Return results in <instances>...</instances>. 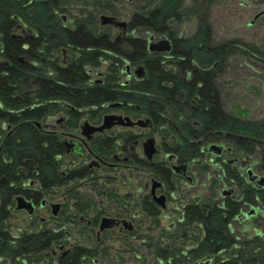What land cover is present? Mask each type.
I'll use <instances>...</instances> for the list:
<instances>
[{
    "label": "trees",
    "instance_id": "16d2710c",
    "mask_svg": "<svg viewBox=\"0 0 264 264\" xmlns=\"http://www.w3.org/2000/svg\"><path fill=\"white\" fill-rule=\"evenodd\" d=\"M113 1L0 0V264H93L106 255V248L89 232L84 242L77 241L56 261L49 255L54 246L68 243L60 229L65 211L52 218L59 224L53 231L42 226L11 233L8 220L17 195L37 204L61 196L63 189L68 201L77 205L89 201L76 188L83 168L69 167L62 174L63 144L35 122L42 127L49 116L64 112L68 127L74 129L81 117L77 110L98 120L102 112L95 117L90 109L119 102L125 111L148 114L156 127L164 124L161 115L167 113L196 119L203 128L239 125L222 106L219 79L231 57L264 62V50L237 38L216 41L208 0H191L187 8L184 0H136L128 33L117 39L110 30L113 26L100 25L98 19L103 12L116 14ZM189 12L196 16L195 30L178 35L175 28ZM66 14L71 17L69 24L62 19ZM148 34L167 37L170 51L150 52ZM124 63L142 66L144 75L122 86ZM103 65L101 83H89L88 71ZM242 128L246 134L264 138L263 120L246 121ZM28 181L34 185L23 186ZM253 196L246 201L253 203ZM87 204L73 209L70 223L85 212ZM237 210L228 202L210 214H188L186 225L196 222L198 230L162 229L155 238L147 237L156 263L264 264V236L254 230L253 235L238 238L229 230ZM149 217L158 224L157 213ZM95 218L97 222L98 215ZM181 235L193 244L161 245Z\"/></svg>",
    "mask_w": 264,
    "mask_h": 264
},
{
    "label": "flooded vegetation",
    "instance_id": "af4514ba",
    "mask_svg": "<svg viewBox=\"0 0 264 264\" xmlns=\"http://www.w3.org/2000/svg\"><path fill=\"white\" fill-rule=\"evenodd\" d=\"M261 12L264 14V10L259 13ZM62 19L65 20L63 17ZM118 29L128 33V25L125 29ZM152 38L154 39L153 35ZM135 66L124 63L121 71L122 86L144 75V68L139 65L135 69ZM94 72L88 71L89 83H101L103 72H95L99 78L93 77ZM221 103L227 114L237 118L238 127L214 128L211 124L203 128L198 120H185L179 113L175 117L168 113L161 115L164 124L156 127L148 114L125 111L119 102L106 103L101 107L102 110L90 109L89 113L92 112L95 117L96 112H102L98 120L97 117L90 119L85 110H77L81 117L74 129L68 127V118L64 112L49 116L40 128L56 136L64 146V154L59 157L64 162L62 174L66 168L82 167L84 175L78 182L89 193H94L91 197L95 202L80 191L89 201H82L78 205L88 203L90 206L70 223L68 215L78 205L73 200L68 201L63 191L61 196L45 199L37 204L23 195H17L34 205L31 214L24 210L28 214L25 230L32 231L46 224L49 218L38 216L37 211L47 208L51 221L54 222V225L47 228L53 231L59 224L52 218L65 211L66 220L60 228L64 229L68 240V248L62 254L64 256L74 246L69 242V230L77 225H81L79 230L84 234L89 232L95 236L96 242L101 246L114 239L117 233L125 234L121 236V240L124 237L133 238L134 233L129 232L137 230L139 213L149 217L154 212L157 213L158 220L161 217L170 220L168 228L164 230L172 231L188 227L185 222L188 214H210L215 207L220 208L232 202L238 208L229 224L232 234L235 235L237 231L235 223L245 232L247 228L243 222H247L248 227L256 230V235L264 236V138L246 134L242 128L246 121H264V118L248 119L242 114L229 111L222 94ZM128 106L134 107L133 104ZM74 109L70 108L72 111ZM106 114L127 116L132 124L114 125L103 131L89 133L88 136L82 133L83 122L99 126ZM146 119L149 120L147 125L137 123ZM150 139H153L155 151L149 158L145 147ZM122 173H126L127 181L125 193L120 194L117 183L123 182L118 176H122ZM33 185L32 181L23 183L26 187ZM250 194L254 195L253 203L246 201ZM60 197L61 200L55 202ZM43 202L45 203L42 204ZM51 204L59 206L55 215ZM89 211L93 214L86 216ZM103 218L111 219L112 224L100 230ZM188 228L198 230L199 226L194 222ZM177 240L182 241L185 246L193 244L190 240L185 241L182 235ZM64 245L66 244H60V247ZM50 254L54 256L55 252Z\"/></svg>",
    "mask_w": 264,
    "mask_h": 264
},
{
    "label": "rangeland",
    "instance_id": "374dc122",
    "mask_svg": "<svg viewBox=\"0 0 264 264\" xmlns=\"http://www.w3.org/2000/svg\"><path fill=\"white\" fill-rule=\"evenodd\" d=\"M136 0H114V6L116 9L115 17L119 20L128 22L130 12L134 9ZM209 4V22L212 27L213 35L216 41H226L231 39H239L248 43L255 44L264 50V14L259 15L255 19V16L264 10V0H208ZM191 0H184V7H189ZM102 14H110L109 12H103ZM65 19L64 22L69 24L70 15H62ZM99 19V18H98ZM197 24V19L194 14H187L183 21L175 28L178 35L188 36L194 32ZM111 33L117 39L123 38L126 34L122 32V29L110 27ZM152 35H147V37ZM152 42H156L165 36H153ZM139 65L134 68L137 69ZM105 66H101L95 72H104ZM93 73L94 78H99ZM219 86L221 88L222 96L229 111L236 114H242L248 119L264 118V62L260 60H246L244 57L235 55L228 61V66L225 73L219 79ZM120 173V172H119ZM123 181H118L117 187L120 194L125 193L126 190V173L118 175ZM81 182L79 181L78 184ZM79 191L85 194L91 201L95 202L88 189L81 186L76 187ZM63 189H60V193ZM94 194V193H93ZM98 195V194H97ZM94 196V195H93ZM99 196V195H98ZM95 197V196H94ZM61 200L57 198V200ZM98 197L96 198V200ZM38 216L43 218H49L46 224L42 226L49 227L54 225L51 221L49 209H40L37 211ZM93 212H87L86 216L92 215ZM137 230L134 231V237L127 239L124 237L121 240V236L125 234L117 233L112 240L107 241L101 248H106V255L103 259L100 257L93 264H157L155 256L149 249L150 240L147 237L152 236L155 238L159 231L168 228L170 220L166 218H159L158 224L151 222V217L143 216L139 213ZM9 229L12 234L20 233L26 229L28 223V214L24 210L11 211L10 218L8 220ZM53 223V224H52ZM245 232L238 223L234 224L236 233L239 238L247 237L254 234V229L248 227L247 222ZM81 225L70 228V243L75 244L77 241L79 244L86 240V234L79 230ZM39 227V226H38ZM37 227V228H38ZM136 228V225H135ZM30 230V229H28ZM171 232V231H169ZM170 242V243H169ZM172 242V243H171ZM173 244L174 246L185 247L182 241H161V245L168 246ZM68 245L60 247L56 245L50 250V253L55 252L53 256L56 261L58 256H62L66 251ZM96 260V257H93ZM91 258L90 260H94ZM201 264H206V260H201ZM91 263V261H90ZM56 264V263H55ZM160 264H165L161 262ZM186 264V263H185ZM198 264V263H193ZM208 264H211L210 262Z\"/></svg>",
    "mask_w": 264,
    "mask_h": 264
},
{
    "label": "water",
    "instance_id": "95a60500",
    "mask_svg": "<svg viewBox=\"0 0 264 264\" xmlns=\"http://www.w3.org/2000/svg\"><path fill=\"white\" fill-rule=\"evenodd\" d=\"M261 14H262V12L258 13L255 16V19L257 17H259V15H261ZM99 22H100V25H111L113 27L123 28V29H125L128 25V23L126 21L119 20L114 15H109V14H101L99 16ZM152 39L153 38L150 37L149 41H148V50L150 52L163 53V52H169L170 51L171 44H170V41L167 37H163L156 42H152ZM35 123L40 128L39 122H35ZM137 123L139 125H147L149 123V120L148 119H146L145 121L139 120ZM131 124H132V122L127 116L123 117L121 115L106 114L103 116L102 123L99 126H92L85 121V122H83V124L81 126V130H82L83 134L88 136L89 133H93L95 131H103L104 129L111 128L114 125L129 126ZM154 151H155V149L153 147V139H150L146 144L145 152L147 153V156L150 158ZM157 201H159V198H157ZM15 202H16V206H15L16 210L23 209V210H26L28 214H31L33 212V209H34L33 203L31 201L26 200L24 197L16 196ZM44 203L45 202H43L42 204H44ZM51 206L53 207L52 213H53V215H55L56 209L59 206H58V204H51ZM111 224H112L111 219L103 218L100 225H99V229L102 230L104 228H107Z\"/></svg>",
    "mask_w": 264,
    "mask_h": 264
}]
</instances>
